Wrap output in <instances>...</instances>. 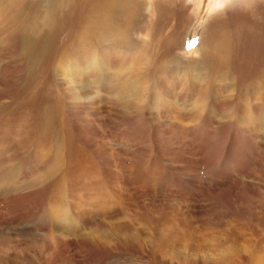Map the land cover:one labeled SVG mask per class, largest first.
I'll use <instances>...</instances> for the list:
<instances>
[{"label":"rangeland","instance_id":"1","mask_svg":"<svg viewBox=\"0 0 264 264\" xmlns=\"http://www.w3.org/2000/svg\"><path fill=\"white\" fill-rule=\"evenodd\" d=\"M88 1L0 0V264H264V0Z\"/></svg>","mask_w":264,"mask_h":264},{"label":"bare ground","instance_id":"2","mask_svg":"<svg viewBox=\"0 0 264 264\" xmlns=\"http://www.w3.org/2000/svg\"><path fill=\"white\" fill-rule=\"evenodd\" d=\"M64 1L66 2V0H64ZM12 2H14V1H12ZM65 2H58V3L52 2L51 5L46 6V10L44 11V14L42 16L38 17L39 19L37 18L35 13H33L35 17L31 14L32 15V16L30 15L31 18L28 19L25 16V15H27L26 11L21 9L20 11H17L14 14H12L9 22L13 23V27L16 30L21 31V34H22L24 40H28V38L30 36H35L37 33L39 34L40 29L43 25L41 19L42 18L43 19L50 18L51 16L55 15V13H57L59 11V8H62L63 6L66 5ZM121 2H122V0H93L89 4L86 3L85 7L83 8L85 13H82V15H81V21H82L81 27L83 28L82 33L90 34L93 32L95 33L97 30H100L103 23L106 22L105 19L107 18V16L109 14H111L110 13L111 10L114 7H116L115 6L116 4H121ZM5 3H6V1H5ZM30 6L33 7L34 5L30 4ZM137 6H138V4H137ZM36 10L37 9L35 7L33 9V11L35 12ZM25 20H26V22H23ZM50 21H52V20L50 19ZM110 25H111V23H110ZM37 27H38V29H37ZM36 39L37 38L30 39L29 42L32 44L33 41Z\"/></svg>","mask_w":264,"mask_h":264},{"label":"snow or ice","instance_id":"3","mask_svg":"<svg viewBox=\"0 0 264 264\" xmlns=\"http://www.w3.org/2000/svg\"><path fill=\"white\" fill-rule=\"evenodd\" d=\"M189 46L191 47L192 45L190 44Z\"/></svg>","mask_w":264,"mask_h":264}]
</instances>
